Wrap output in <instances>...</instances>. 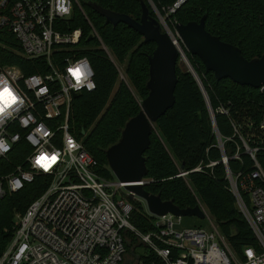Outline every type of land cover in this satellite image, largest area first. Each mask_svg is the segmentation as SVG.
I'll return each instance as SVG.
<instances>
[{"label": "built area", "instance_id": "built-area-1", "mask_svg": "<svg viewBox=\"0 0 264 264\" xmlns=\"http://www.w3.org/2000/svg\"><path fill=\"white\" fill-rule=\"evenodd\" d=\"M184 2L175 0L165 15L158 16L178 49L179 59L189 65L177 22L168 19ZM77 14L87 16L81 0H0V30L15 36L24 57L43 60L47 66L46 71L29 75L16 65L0 66V91L7 87L16 97V102L0 113V197L21 191L40 175L48 177L45 191L15 216L13 237L0 264H123L127 253L130 264H264V165L257 157L259 146L251 144L254 136H243L235 124L241 140L235 152L228 155L225 148L226 140L234 137H224L218 131L217 146L237 208L258 246L245 247L240 256L213 222L210 228L186 226L184 216L171 212L156 215L148 209L149 228L131 222L133 205L126 197L131 195L126 184L101 175L98 159L70 125L74 95L96 88L92 64L80 54L84 34L81 27H74ZM90 38L101 42L121 75L100 36L92 32ZM77 68L83 73L79 83L73 76ZM259 89L263 92L264 84ZM219 111L229 112L224 106ZM257 127L262 144L264 116ZM241 151L251 158L253 167L234 172L229 163L232 159L242 161ZM39 155L57 157L47 172L35 164ZM18 157L22 163L5 171ZM216 164L213 161L207 166ZM203 168L199 165L191 171ZM136 183L145 185L148 180ZM197 205L206 218L203 203ZM127 233L147 248L145 254L136 252L135 247L128 252Z\"/></svg>", "mask_w": 264, "mask_h": 264}, {"label": "trees", "instance_id": "trees-1", "mask_svg": "<svg viewBox=\"0 0 264 264\" xmlns=\"http://www.w3.org/2000/svg\"><path fill=\"white\" fill-rule=\"evenodd\" d=\"M81 1L98 26L102 41L116 61L125 65L129 80L145 98L149 93V56L153 54L156 43L146 42L143 35L126 23L117 26L106 24L105 18L87 5V0ZM93 1L105 8L127 13L137 20L142 15L140 0ZM146 1L151 14L156 17L152 6ZM151 1L162 15L175 2ZM205 14L206 29L240 47L246 58L264 54V0H186L174 13L168 14V19L187 23L199 21ZM74 27L83 29L84 48L80 54L88 57L92 64L96 88L74 97L70 125L73 133L83 139L86 148L98 159L101 175L113 179L106 150L119 140L126 122L140 112L141 106L134 100L128 86L119 81L116 64L100 41L90 38L89 28L81 14H77ZM1 35H7V41H0V66L16 65L26 75L47 70L43 60H31L21 54L17 39L11 32L0 30ZM186 55L207 94L216 126L197 78L192 72L177 66L176 103L154 124L151 144L145 152L148 171L144 178L148 183L144 187L150 193L159 194L163 200H173L181 208L194 207L197 205L196 198H200L230 246L242 256L245 247H256L258 241L244 215L238 210L230 190L216 132L224 137H234V140L225 142L228 155L235 152L236 143H241L233 124L243 136H254L251 144L259 146L257 157L264 165V141L259 143L262 133L257 127L264 116V91L238 84L230 78L218 80L213 71H207L199 56L188 50ZM220 106L226 107L228 114L221 113ZM83 131L87 132L86 136ZM241 153L242 161L232 159L229 163L234 172L253 167L251 158L243 151ZM22 161V157L13 159L4 170L11 171ZM213 161L217 164L207 166ZM199 165L204 166L202 171H191ZM182 171L189 172L181 176L179 174ZM47 182L48 177L40 175L21 191L7 192L0 197V256L13 237L16 213L20 210L24 212L45 191ZM127 197L133 205L131 222L139 228L151 227L143 203ZM126 235L128 252H131L135 245L141 243L135 236Z\"/></svg>", "mask_w": 264, "mask_h": 264}, {"label": "water", "instance_id": "water-1", "mask_svg": "<svg viewBox=\"0 0 264 264\" xmlns=\"http://www.w3.org/2000/svg\"><path fill=\"white\" fill-rule=\"evenodd\" d=\"M142 15L140 20L127 13L117 12L103 7L96 1L87 0V5L105 18V23L117 26L126 23L129 27L143 35L146 42H155L156 48L149 56L148 95L143 99L140 112L131 117L125 124L119 140L106 150V157L112 172L124 182L125 188L131 192L130 198H142L149 211L156 215L169 212L178 216H197L205 218L199 205L181 208L173 200H163L159 194L147 191L142 181L148 167L145 152L151 144L154 124L176 103V87L178 84L177 66L179 52L170 35L164 31L159 16L154 17L146 0H140ZM205 14L199 21L177 23L176 29L187 50L203 61L207 71H213L220 80L230 78L241 85L259 88L264 84V54L251 59L246 58L240 47L222 40L206 29ZM186 63H184L185 65ZM198 79L191 63L185 65ZM209 110L214 114L207 94L201 85ZM77 96L76 94L74 95ZM215 121V119H214ZM85 131H83V135Z\"/></svg>", "mask_w": 264, "mask_h": 264}, {"label": "rangeland", "instance_id": "rangeland-1", "mask_svg": "<svg viewBox=\"0 0 264 264\" xmlns=\"http://www.w3.org/2000/svg\"><path fill=\"white\" fill-rule=\"evenodd\" d=\"M186 1V0H185ZM148 2L150 3V5L152 6V8H153V10H154V12H155V16L157 17L159 14H161V12L159 11V9L154 5V3L151 1V0H148ZM81 3H82V5H83V2L81 1ZM83 7H84V5H83ZM84 9H85V13H86V15L87 16H85V15H81L82 17H83V19H84V21L86 22V24H87V26H88V28H89V32H90V34L92 33V32H94V33H97L99 36H100V38L102 39V37H101V35H100V32H99V28H98V26L96 25V23H95V21H94V19H92V16L90 15V12H88V10L84 7ZM88 17V18H87ZM103 20H101V22H102ZM7 35H1L0 36V41H7ZM101 43V42H100ZM108 48V47H107ZM117 63H118V61H117ZM186 65V64H185ZM185 65H184V63L182 62V60L181 59H179L178 60V66L179 67H183V68H185ZM118 66L120 67V69H121V75H119V81L121 82H124L127 86H128V88H129V90L131 91V94H132V96H133V98H134V100L136 101V103L139 105V106H141V103H142V101H143V99H144V97H143V95H142V93H140V91H138L135 87H134V85L132 84V82L129 80V78H128V76H127V74H126V71H125V65L124 64H122V63H118ZM193 67V66H192ZM194 69V68H193ZM195 71V70H194ZM194 75V74H193ZM195 76V75H194ZM199 82V84H200V86L202 85L201 84V82H200V80L198 81ZM204 88V87H203ZM154 130H155V127H154ZM87 135V132H85V134H84V136H86ZM117 177L115 176V174H114V177H113V179L115 180ZM125 193H126V195H128V192H127V190H125ZM5 195V194H4ZM3 195V196H4ZM127 197V196H126ZM128 198V197H127ZM135 199H137V200H139V201H141L142 203H143V205H144V207H145V211L146 212H148V208H147V205H146V202L142 199V198H140V197H138V196H135ZM196 201H197V203H198V201H200L201 203H203L201 200H200V198H196ZM203 205L205 206V208H206V218H204V219H200V218H198L197 216H185L184 217V224L186 225V226H201V227H211V223L210 222H213L214 224H215V226H218L217 225V223H216V221H215V219L213 218V216L211 215V213H210V211H209V209L206 207V205L203 203ZM21 211V210H20ZM17 212L16 213V215L18 214V213H21V212ZM219 228V227H218ZM135 249H136V252H138L139 254H145L146 252H147V248L144 246V245H142V244H137V245H135Z\"/></svg>", "mask_w": 264, "mask_h": 264}, {"label": "clouds", "instance_id": "clouds-1", "mask_svg": "<svg viewBox=\"0 0 264 264\" xmlns=\"http://www.w3.org/2000/svg\"><path fill=\"white\" fill-rule=\"evenodd\" d=\"M77 70H79L77 72ZM83 73L79 68H77L73 72V76L76 78V81L79 83L81 76ZM89 87H92L91 85ZM16 102V97L13 95L12 91L9 90V88L5 87L3 91H0V113L4 112L5 108L9 107L10 105L14 104ZM57 160V157L53 155L51 158H49L47 155H39L36 160L35 164L39 165L40 168H42L45 172H47L53 164H55ZM248 255H251V252L249 251L247 253Z\"/></svg>", "mask_w": 264, "mask_h": 264}, {"label": "flooded vegetation", "instance_id": "flooded-vegetation-1", "mask_svg": "<svg viewBox=\"0 0 264 264\" xmlns=\"http://www.w3.org/2000/svg\"><path fill=\"white\" fill-rule=\"evenodd\" d=\"M130 258H131L130 253H127V254H126L125 262H124L123 264H130Z\"/></svg>", "mask_w": 264, "mask_h": 264}, {"label": "snow or ice", "instance_id": "snow-or-ice-1", "mask_svg": "<svg viewBox=\"0 0 264 264\" xmlns=\"http://www.w3.org/2000/svg\"><path fill=\"white\" fill-rule=\"evenodd\" d=\"M79 70H77V72H78Z\"/></svg>", "mask_w": 264, "mask_h": 264}]
</instances>
